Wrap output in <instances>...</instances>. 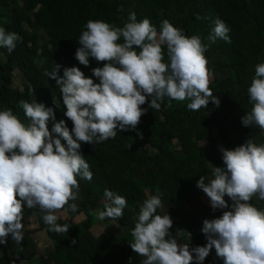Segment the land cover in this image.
Segmentation results:
<instances>
[{
  "label": "trees",
  "instance_id": "trees-1",
  "mask_svg": "<svg viewBox=\"0 0 264 264\" xmlns=\"http://www.w3.org/2000/svg\"><path fill=\"white\" fill-rule=\"evenodd\" d=\"M133 11L137 21L148 18L158 32L161 21L167 19L186 36L200 35L205 43L214 20L225 22L231 42L217 39L205 53L213 73L209 86L213 97L220 101L219 107L210 102L207 108L190 111L186 107L189 101H172L168 107L165 98L161 108L153 110L148 98L141 106L147 111L135 129L118 130L115 138L99 144L81 143L79 153L90 165L92 179L77 178L78 199L69 202L78 206L77 211L66 205L55 213L69 215L67 221H56L68 224V232L48 231L42 219L44 213L25 204L24 239L17 244L8 236L7 243L0 245V264H33L36 259L37 264H141L145 258L129 246L131 231L139 207L157 190L162 193L163 203L158 214L170 216L172 235L185 230L192 234L191 240L178 236L179 243H189L190 249L204 246L206 239L200 231L203 221L218 218L228 209L196 205L201 195L197 180L210 176L212 167H224L220 147L232 150L249 138L258 145L264 143V130L241 123V117L252 107L247 89L255 75V65L264 63V0H0V27L22 38L10 54L0 47V110L11 109L27 123L19 102L35 99L53 107L56 122L64 120L71 131L73 125L64 116L59 86L45 73L51 72L53 65H60L58 76L62 77L64 68L77 67L98 83L92 69L103 63L90 58L85 67L75 59L84 25L89 20H103L122 27ZM164 54L167 62L166 46ZM16 76L21 79L18 86L13 85ZM52 123H48L49 131ZM105 189L127 200L119 220L98 218V210L104 211L109 203ZM225 200L231 204L228 197ZM250 203L264 209V201L256 196ZM81 215L84 219L74 223L73 219ZM29 218L34 219L52 246L44 256H38L33 237L37 232L26 228ZM99 221L118 228L111 226L107 233L95 237L91 229ZM203 264L223 262L213 249Z\"/></svg>",
  "mask_w": 264,
  "mask_h": 264
},
{
  "label": "clouds",
  "instance_id": "clouds-1",
  "mask_svg": "<svg viewBox=\"0 0 264 264\" xmlns=\"http://www.w3.org/2000/svg\"><path fill=\"white\" fill-rule=\"evenodd\" d=\"M213 24L205 43L200 35L186 36L167 19L161 21L158 32L148 18L137 21L134 11L122 27L89 20L79 36L75 59L85 67L90 58L102 62V67L92 69L99 82L85 77L77 67L64 68L62 77L58 76L60 65L45 73L59 86L71 131L64 120L56 122L53 107L35 99L19 102L27 123L11 109L0 110V245L7 243L9 235L17 244L23 241L25 204L44 213L48 231L67 233L69 225L57 224L55 213L66 205L77 211L78 206L69 203L78 199L77 178L92 179L90 165L79 153L80 144H99L115 138L118 130L135 129L147 111L141 106L148 98L153 110H159L165 98L168 107L172 101H189L190 111L207 108L210 102L219 107L209 86L213 73L205 53L217 39L231 40L224 21L217 18ZM21 39L0 27V47L9 54ZM247 95L252 107L241 123L264 130V63L255 65ZM219 151L224 167L211 166L213 178L201 176L196 182L211 209H228L218 218L203 221L200 231L206 244L190 249L189 243L178 242V236L190 241L192 234L177 230L172 235V219L167 213L158 214L163 203L157 190L139 207L131 231L129 246L145 258L142 264H203L213 249L223 264H264V209L250 203L254 196L264 201V143L258 145L249 138L232 150L220 147ZM104 196L109 203L98 218L121 219L126 198L107 189Z\"/></svg>",
  "mask_w": 264,
  "mask_h": 264
},
{
  "label": "rangeland",
  "instance_id": "rangeland-1",
  "mask_svg": "<svg viewBox=\"0 0 264 264\" xmlns=\"http://www.w3.org/2000/svg\"><path fill=\"white\" fill-rule=\"evenodd\" d=\"M20 84H21V79H20L18 76H16V77L14 78V83H13V85H14V86H18V85H20ZM202 145L206 146L207 143H202ZM212 178H213V177H212V174H211V175L208 176L206 179H209V180H210V179H212ZM205 182H207V181H205ZM200 193H201V197H200L199 202H198L196 205H205V206H207V207H210V203H209V200H208V198L206 197V195H205L202 191H200ZM183 205H184V207H185L186 209H188V206H187V205H185V204H183ZM210 208H211V207H210ZM100 212H102L101 209L98 210V214H99ZM56 215H57V217H58L57 221H59V220H65V221H67V220L70 219L69 215H68L67 213H64V212H60V213H58V214H56ZM83 219H84V216L81 215V216H79V217L74 218V219H73V222H74V223H78V222H80V220H83ZM111 226H113L115 229L118 228L117 225H113V224H110V223H105V222H103V221H99V222H97V223L94 225V227H93L91 230H92V233L94 234V236H95V237H98V236H100V235L103 234V233H107L108 230H109L110 228H112ZM26 228H27V229L34 230L35 232H37V233H35V234L33 235V237H34V240H35L36 243H37L38 256H44V255L46 254V252L49 251V250L51 249V244H50L49 240L47 239L45 233H44V232H39V231H41V229L38 228V225L36 224V222L34 221L33 218H29V219H27V225H26ZM33 264H37V259L34 260ZM141 264H142V263H141Z\"/></svg>",
  "mask_w": 264,
  "mask_h": 264
},
{
  "label": "crops",
  "instance_id": "crops-1",
  "mask_svg": "<svg viewBox=\"0 0 264 264\" xmlns=\"http://www.w3.org/2000/svg\"><path fill=\"white\" fill-rule=\"evenodd\" d=\"M209 208H210V207H209ZM81 221H82V220H80V222H81ZM78 223H79V222H78ZM51 249H52V246H51ZM51 249H50V250H51Z\"/></svg>",
  "mask_w": 264,
  "mask_h": 264
}]
</instances>
